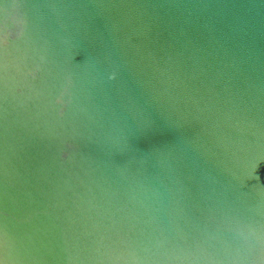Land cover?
Listing matches in <instances>:
<instances>
[{"label": "water", "instance_id": "obj_1", "mask_svg": "<svg viewBox=\"0 0 264 264\" xmlns=\"http://www.w3.org/2000/svg\"><path fill=\"white\" fill-rule=\"evenodd\" d=\"M0 264H264V0H0Z\"/></svg>", "mask_w": 264, "mask_h": 264}]
</instances>
